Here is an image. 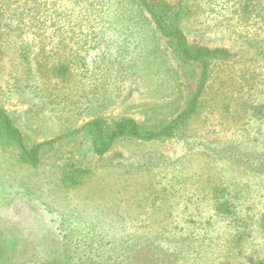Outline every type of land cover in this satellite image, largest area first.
<instances>
[{"label":"rangeland","instance_id":"rangeland-1","mask_svg":"<svg viewBox=\"0 0 264 264\" xmlns=\"http://www.w3.org/2000/svg\"><path fill=\"white\" fill-rule=\"evenodd\" d=\"M61 1L66 12L72 10L79 15L77 21L67 22L70 25L65 28L78 32L74 40L67 41L69 35L65 40L76 52L71 58L75 61L71 69L72 82L60 88L51 85L53 89L40 83L31 95L28 94L31 97L24 98L16 91L6 90L15 82L5 76L9 70L16 69L14 72L25 77L24 71H20L24 68L18 64L19 59L14 54V57L3 56L0 61V94L3 86L7 91L0 102L13 113L30 141L52 139L97 114L129 115L143 120L153 116L152 108L156 107L160 115L157 105L168 103L170 98L167 86L174 61L168 59V68L160 63L163 42L149 20L144 19L129 0H95L97 11L87 17L92 25L88 29L85 22L78 26L82 24L85 6H65L69 0ZM190 1L200 6L194 13L198 21L194 20V27L189 30L191 39L212 46L227 45L234 50L240 47V35L228 33L223 26L228 21L235 22L226 17L224 6H213L217 10L220 8L219 13L210 15L202 12L205 2ZM216 2L210 0L208 5ZM122 4L130 6L128 9L132 8V12L122 13ZM99 13L105 15L102 20ZM201 27L205 31L199 29ZM240 28L233 31L247 33L253 39L264 38L263 29ZM88 31L101 32L107 41L101 43L89 38ZM47 32L50 33V29ZM230 35L235 37L230 39ZM49 37L46 36V41L51 48L59 37ZM234 66L244 67V64ZM247 66L254 68L251 84L259 83L264 87L263 65L249 58ZM238 87L233 84L232 89ZM43 89L57 92L61 89L62 92L59 98L51 101L54 95L45 98ZM237 101L241 100L223 95L206 102L201 114L191 123V137L187 140L197 139L199 143L187 144L186 139L120 142L100 157L88 151L87 140L80 135L50 146L44 154V162L36 167L19 161L12 150L0 147V264H40L45 255L48 257L64 249L71 236L74 237L72 245L78 248V236L85 231L113 235L117 229L133 237L159 232L170 236L192 231L198 234L212 213L210 189L222 180L234 181L241 190L239 196L243 198L244 211L251 216L259 215L264 207V174L244 173L233 160L238 153L233 154L231 160L204 151L211 148L209 146L219 150L228 146V150L236 152L239 142L242 143L238 145L240 149L246 148L249 155H258L257 151L263 149L264 123L251 120L246 125L247 121L241 117L243 109ZM257 128H261L260 132ZM249 136L253 137L250 143ZM189 146H194L192 151H188ZM71 165L89 171L82 185H67L62 181ZM254 226L250 236V244L254 247L250 250L264 247V239ZM208 229L206 237L212 239L207 242L209 248L195 245L198 246L197 251H193L196 256L182 257L180 264H217L224 259L225 247L230 243L229 229L217 218L208 224ZM134 241L137 245V239Z\"/></svg>","mask_w":264,"mask_h":264},{"label":"trees","instance_id":"trees-1","mask_svg":"<svg viewBox=\"0 0 264 264\" xmlns=\"http://www.w3.org/2000/svg\"><path fill=\"white\" fill-rule=\"evenodd\" d=\"M197 1L194 0V3ZM200 1L205 2V6H201L202 12L207 11L210 15L213 12L219 13L220 8L217 10L213 6H224L227 10L226 17L234 19L235 22L228 21V24L223 26H226L228 33L240 35L241 50L240 47L234 50L227 45L212 46L191 39L189 30L194 27V13L200 6L192 5L190 0H129L143 18L149 20L162 39L160 63L168 68V59L172 58L174 61L170 84L167 86L170 88L167 94L170 98L168 103L157 105L160 115L156 107L152 108L154 115L143 120L129 115L109 117L97 114L80 126L52 139L30 141L13 113L0 102V147L12 150L19 161L36 167L44 162V154L50 146L64 138L71 140L80 135L86 138L88 151L100 157L112 151L120 142L157 143L186 139L187 144L199 143L200 140L197 139L187 141L191 137L190 125L201 114L207 101L223 95L241 100L237 103L243 109L241 117L247 121L246 125L251 120L264 123V87L261 88L259 83L250 82L257 65H254V68L247 66L250 58L253 63L262 64L264 67V43H260L264 42V38L253 39L247 33L233 31L237 27H241V30L256 28L264 31V0H217L215 5H208L210 0ZM61 2L0 0V61L3 56L14 57L15 54L19 59L18 64L24 68L20 71L25 73V77L21 78L20 74L14 72L16 69L9 70L5 76L15 82L12 83V88L6 90L16 91L21 97L27 98L31 97L32 90L36 86L39 87L40 83L48 89H53L50 88L51 85L60 88V85L74 80L71 79V69L75 61L71 58L76 52L72 44L65 43V40L67 35L70 37L67 41H72L78 36L77 31L69 32L66 29L71 21L79 19V15L72 10L66 12ZM68 3L65 6H85L81 16L82 24L78 26L81 27L85 22L89 29L92 25H89L87 17L97 11L95 0H69ZM99 3L102 5V2ZM122 6V13L132 12V8L128 9L130 6ZM99 15L101 20L105 16L103 13ZM72 26L76 27V23ZM125 27L130 28V24L127 22ZM49 29L50 33L47 32ZM199 29L205 31L204 27ZM88 33L89 38L92 37L97 42L107 41L101 32L88 31L86 34ZM46 36H57L59 39L48 48ZM234 37L230 35V39ZM11 57L10 62L13 64ZM236 63H243L244 67H235ZM233 84L239 86L238 89L235 88L237 91L232 89ZM6 90L3 86L0 97ZM42 92L45 93V98L46 95H54L51 101H55L62 90L58 89L57 92L43 89ZM243 127L246 129V126ZM247 138L249 143L253 139L251 136ZM257 140L259 138H256ZM262 142L263 149L257 151L258 155H249L246 148L240 149V142L235 146L236 152L228 150V146H222V150L209 146L211 148L204 151L212 156L231 160L232 155L238 153L233 160L238 163L240 169L248 175H259L264 174V140ZM193 147L189 146L188 151H192ZM244 157L246 160L242 161ZM88 172L82 166L71 165L64 172L62 181L67 185H82ZM229 180L217 181L212 185L209 198L212 213L198 234L197 231H192L170 236L171 234L159 232L133 237L117 229L113 235L109 232L85 231L78 236V248L72 245L74 237L71 236L67 239L64 249L52 252L48 257L45 255L40 264H180L182 257L196 256L193 251H197L198 246L195 245L209 248L207 245L210 244L207 242L212 239L207 238L206 234L210 232L208 224L211 225L213 218L223 220L229 229L230 243L225 247L226 255L217 264H264V247L250 250L254 247L250 244L254 224L260 238L264 239V207L259 215H249L244 211L239 186ZM134 239H137V245ZM244 247L247 250H244Z\"/></svg>","mask_w":264,"mask_h":264}]
</instances>
